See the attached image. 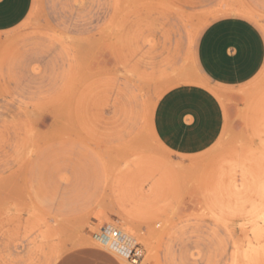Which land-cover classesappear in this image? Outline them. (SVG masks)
<instances>
[{"label": "rangeland", "instance_id": "374dc122", "mask_svg": "<svg viewBox=\"0 0 264 264\" xmlns=\"http://www.w3.org/2000/svg\"><path fill=\"white\" fill-rule=\"evenodd\" d=\"M243 0H33L0 32V264H56L104 227L138 264H264V69L193 155L157 138L169 90L206 85L203 29ZM247 11V10H245ZM264 28V21H262Z\"/></svg>", "mask_w": 264, "mask_h": 264}, {"label": "crops", "instance_id": "0c3cea01", "mask_svg": "<svg viewBox=\"0 0 264 264\" xmlns=\"http://www.w3.org/2000/svg\"><path fill=\"white\" fill-rule=\"evenodd\" d=\"M33 0H0V32L11 30L28 16ZM241 15L230 14L209 23L196 46L197 66L206 85L175 87L159 100L154 130L159 141L176 154L193 155L213 146L235 105L221 104L218 92L231 100L264 69V0H243ZM247 10V11H245ZM109 228V227H108ZM56 264H120L109 252L81 247L65 253Z\"/></svg>", "mask_w": 264, "mask_h": 264}, {"label": "built area", "instance_id": "2783aa9c", "mask_svg": "<svg viewBox=\"0 0 264 264\" xmlns=\"http://www.w3.org/2000/svg\"><path fill=\"white\" fill-rule=\"evenodd\" d=\"M119 236H120L119 230L115 228H113L112 230H108L105 227L100 229V232L97 234V237L99 239L98 242H100L101 245L115 252H117L115 248H117V246L119 245L117 242ZM125 257L130 264H138L142 258V252L139 248H133L128 252L127 256Z\"/></svg>", "mask_w": 264, "mask_h": 264}, {"label": "bare ground", "instance_id": "6f19581e", "mask_svg": "<svg viewBox=\"0 0 264 264\" xmlns=\"http://www.w3.org/2000/svg\"><path fill=\"white\" fill-rule=\"evenodd\" d=\"M105 228H107L108 230L113 229V227L108 228V226ZM97 239H98V237H97ZM98 241H99V239H98ZM117 242L119 245L117 246V248H115V250L117 252H119L122 256H124V257L127 256L128 252L131 250L130 247H132V245L134 243L133 239L130 236H126L122 242V233L120 232V236H119V239L117 240Z\"/></svg>", "mask_w": 264, "mask_h": 264}]
</instances>
